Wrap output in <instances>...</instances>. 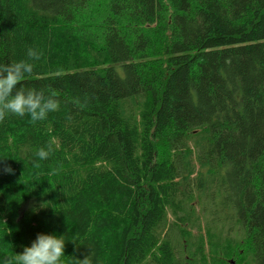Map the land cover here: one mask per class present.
<instances>
[{"label": "trees", "instance_id": "trees-1", "mask_svg": "<svg viewBox=\"0 0 264 264\" xmlns=\"http://www.w3.org/2000/svg\"><path fill=\"white\" fill-rule=\"evenodd\" d=\"M29 48L59 110L0 122V264H264V0H0V65Z\"/></svg>", "mask_w": 264, "mask_h": 264}, {"label": "clouds", "instance_id": "clouds-1", "mask_svg": "<svg viewBox=\"0 0 264 264\" xmlns=\"http://www.w3.org/2000/svg\"><path fill=\"white\" fill-rule=\"evenodd\" d=\"M26 55L27 59L0 65V122H3L9 114L19 117L27 114L35 124L45 120L49 112L59 110L56 93L45 95L43 90L37 91L32 88L26 90L22 86L17 87L25 75L33 72V61L39 60L42 52L29 48ZM52 151L51 142L46 147H40L35 153L38 160L33 162V166L39 168L38 161L47 159ZM4 171L11 173L13 169L7 166ZM64 249V235L40 233L31 246L24 247L23 252L6 256L3 264H63L61 258L65 256ZM92 256L90 249L83 259L76 257L75 264H93Z\"/></svg>", "mask_w": 264, "mask_h": 264}, {"label": "rangeland", "instance_id": "rangeland-1", "mask_svg": "<svg viewBox=\"0 0 264 264\" xmlns=\"http://www.w3.org/2000/svg\"><path fill=\"white\" fill-rule=\"evenodd\" d=\"M193 233H197L193 230ZM205 239V257L207 264H246L250 250L246 246H240L234 249L233 254L228 249H216L209 244L208 235L202 232Z\"/></svg>", "mask_w": 264, "mask_h": 264}]
</instances>
